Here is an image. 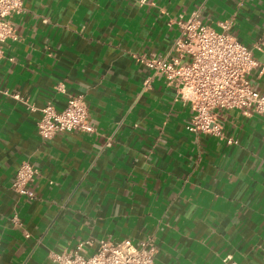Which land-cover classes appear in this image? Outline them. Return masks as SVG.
Returning <instances> with one entry per match:
<instances>
[{
	"label": "crops",
	"instance_id": "0c3cea01",
	"mask_svg": "<svg viewBox=\"0 0 264 264\" xmlns=\"http://www.w3.org/2000/svg\"><path fill=\"white\" fill-rule=\"evenodd\" d=\"M22 4L0 60V264L148 239L153 264H264V116L215 111L236 145L192 134L189 107L140 60L170 55L176 23L197 13L252 52L259 67L248 80L264 91V0ZM78 95L95 132L43 141L40 110ZM24 162L38 171L33 200L11 189Z\"/></svg>",
	"mask_w": 264,
	"mask_h": 264
},
{
	"label": "built area",
	"instance_id": "2783aa9c",
	"mask_svg": "<svg viewBox=\"0 0 264 264\" xmlns=\"http://www.w3.org/2000/svg\"><path fill=\"white\" fill-rule=\"evenodd\" d=\"M23 10L22 0H0V60L5 43L17 40L9 19L20 15ZM176 25L178 35L172 43L170 55H150L140 60L153 71L154 76L174 87V102L189 107L191 118L187 130L195 135H210L224 140L222 127L216 120V110H238L244 116H264V91L256 90L248 80L251 72L259 66L252 52L227 34V25H220L224 32L217 33L201 25L197 13ZM260 71H264V66ZM56 91L61 92L62 85H58ZM13 98L19 100L17 95ZM72 132H95L88 122L83 96L69 97L62 109L46 104L40 110L37 133L43 141L59 133ZM225 140L227 145L237 144L233 139ZM37 175L38 171L31 164L22 163L11 185L12 191L19 197L33 200L31 185ZM12 220L16 222L17 218L14 216ZM89 246L88 241L79 242L72 250L49 253L48 260L50 264H153L156 255V248L149 239L138 245L129 240L119 243L101 240L92 254L86 253ZM223 263L235 264L228 259Z\"/></svg>",
	"mask_w": 264,
	"mask_h": 264
}]
</instances>
